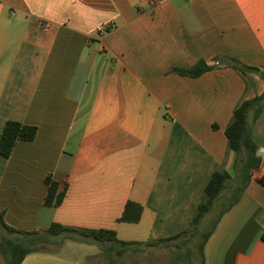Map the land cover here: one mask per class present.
I'll return each instance as SVG.
<instances>
[{
  "label": "crops",
  "instance_id": "crops-1",
  "mask_svg": "<svg viewBox=\"0 0 264 264\" xmlns=\"http://www.w3.org/2000/svg\"><path fill=\"white\" fill-rule=\"evenodd\" d=\"M220 57L264 73V0H0V136L8 120L38 128L0 154L5 222L108 229L141 243L186 230L213 174L232 171L235 111L264 94L259 74ZM200 61L217 66L198 78L175 71ZM259 140L264 172V130ZM48 176L65 193L59 206L45 205ZM128 201L144 207L140 222L118 221ZM54 240L22 264H102L98 245ZM175 247L144 246L119 264H182ZM204 255L264 264V184L251 180Z\"/></svg>",
  "mask_w": 264,
  "mask_h": 264
},
{
  "label": "trees",
  "instance_id": "trees-1",
  "mask_svg": "<svg viewBox=\"0 0 264 264\" xmlns=\"http://www.w3.org/2000/svg\"><path fill=\"white\" fill-rule=\"evenodd\" d=\"M219 65L239 69L243 73H256L264 79L259 69L242 64L234 57H220ZM205 61L198 62L189 69H175L181 75L198 78L213 70ZM264 114V94L245 101L236 111L235 120L227 128L226 135L235 153L231 172H215L206 186L207 199L200 205L190 226L174 237L157 239L152 242H125L117 238V232L108 229H77L54 223L45 231L24 232L10 227L0 213V253L7 264H22L25 258L34 253L51 252L55 238L62 240L96 244L102 251V264H119L141 247L175 245L173 260L182 264H205L204 249L221 218L242 198L253 178L264 184L263 159L259 152L260 131L254 125ZM38 133L36 126L8 120L0 136V154L10 157L19 141H33ZM48 193L46 206H59L65 193H58L59 184L51 176L46 178ZM144 207L128 201L119 222L138 223L142 219Z\"/></svg>",
  "mask_w": 264,
  "mask_h": 264
},
{
  "label": "rangeland",
  "instance_id": "rangeland-1",
  "mask_svg": "<svg viewBox=\"0 0 264 264\" xmlns=\"http://www.w3.org/2000/svg\"><path fill=\"white\" fill-rule=\"evenodd\" d=\"M255 129L262 131L264 130V114L263 116L258 120V122L254 125ZM62 244L59 243L56 247H60ZM49 248H52V246H49ZM74 254H76V256H82L83 251H79L78 249H75L74 252H72Z\"/></svg>",
  "mask_w": 264,
  "mask_h": 264
},
{
  "label": "built area",
  "instance_id": "built-area-1",
  "mask_svg": "<svg viewBox=\"0 0 264 264\" xmlns=\"http://www.w3.org/2000/svg\"><path fill=\"white\" fill-rule=\"evenodd\" d=\"M98 30H99L100 33H105V32H107L108 29H107L106 26L101 25V26L98 28Z\"/></svg>",
  "mask_w": 264,
  "mask_h": 264
}]
</instances>
